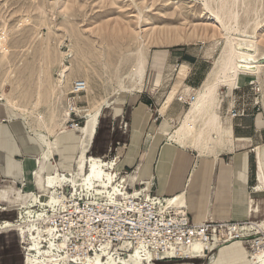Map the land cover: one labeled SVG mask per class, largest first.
Returning <instances> with one entry per match:
<instances>
[{
  "label": "rangeland",
  "instance_id": "rangeland-1",
  "mask_svg": "<svg viewBox=\"0 0 264 264\" xmlns=\"http://www.w3.org/2000/svg\"><path fill=\"white\" fill-rule=\"evenodd\" d=\"M203 2L0 0V98L3 95L10 96L29 108V111L12 118L24 122L26 116L33 127L39 125L37 115L42 113L48 124V130L44 129L43 133L51 139L66 127L71 128L72 117L63 120L64 110L68 108L70 99H73L71 85L80 78L88 80L89 92L75 98L80 111L73 118L79 122V127L86 124L87 112L94 114L115 97L136 93L155 96L159 105L165 101L175 102V114L172 116L176 123L173 124L178 126L181 117L178 116L179 112L187 110L191 104L178 101L181 93L190 94L180 88L179 93L176 90L175 84L181 66L171 53L174 49L184 48L197 56L202 67V74L195 79L196 82L200 80L196 87L198 89L221 53L227 37L213 13L204 9ZM239 16V30L233 32V36L256 41L258 52L264 54V0H242L239 4ZM231 24L235 26V23ZM162 49L167 51L166 59L174 66V71L153 92L148 93L144 86L143 91L138 92L141 78L135 68L138 67L141 53L147 59L146 71L142 76L145 85L150 77L155 53ZM63 65L69 66L70 70L64 86L60 87ZM257 82L260 86L252 81L241 87L247 93L242 102L250 106L258 102L254 111L258 115V124L264 126V79ZM173 90L176 94H172ZM218 92L224 98L221 111L228 107L233 97H237L233 92L232 95L225 96L228 92L225 86L219 87ZM5 118L9 119L8 116ZM60 129L62 130L59 131ZM114 155L115 153L111 158ZM77 163L78 160L74 167ZM126 170L132 174L134 168ZM119 171L125 174L120 165ZM65 174L68 176V172ZM116 176H119L118 172ZM141 181L129 184H139ZM143 186L144 184L136 188ZM21 187L19 184L14 189L19 190ZM64 188L72 191L70 186ZM41 193L44 192L41 190ZM17 216L18 212L14 214L12 221L17 220ZM258 238L264 240V229H251L245 237L219 245L208 257L193 263L255 264L251 254L255 252V240ZM22 245L24 247L23 243ZM229 246L234 247L231 249L232 255L221 251L223 247Z\"/></svg>",
  "mask_w": 264,
  "mask_h": 264
},
{
  "label": "crops",
  "instance_id": "crops-1",
  "mask_svg": "<svg viewBox=\"0 0 264 264\" xmlns=\"http://www.w3.org/2000/svg\"><path fill=\"white\" fill-rule=\"evenodd\" d=\"M166 52L162 49L155 53L149 80L144 85L148 93L172 73L167 72L169 62ZM171 55L181 67L184 64L188 66L182 89L190 95L194 94L200 81L195 79L202 74L200 61L184 48L174 49ZM248 83H242L237 88ZM175 106V102L166 101L159 105L155 96L150 94L115 97L102 106L97 121L91 120L90 113L85 114L86 124L79 127L83 128L81 136L78 128L72 127L56 134L51 139L54 146L51 160L44 156V142L25 121L10 118L8 113L0 110V186H4L0 187V222L14 220V214L25 208L19 205L29 206L36 196L44 197L41 190L44 193L50 191L47 187L49 164L56 165L60 172H70L89 157L87 154L96 159L104 158L106 162L117 157V178L124 175L119 171V165L124 170L133 167L132 174L125 173L128 175L127 185L142 180L139 183L146 186L144 191L151 188L158 196L184 194L187 211L194 222L210 217L263 222L264 188L259 189L264 184V126L258 124L255 111L250 110L252 113L246 116L233 118L230 115L232 100L227 108L221 111V105L217 109L224 120L231 122L230 140H203L195 144L194 135H190L184 138L182 144L175 138V133L186 110L179 112L180 123L176 126L172 116ZM74 115L78 114H72V119L76 120ZM7 116L9 119L5 118ZM206 117L199 118L195 129L203 126ZM163 125H166V131L161 130ZM213 135L216 136V133L213 132ZM153 146L152 159L147 166L148 151ZM121 151L125 153L122 155ZM19 184L22 187L15 190ZM232 248L223 247L221 251L232 255ZM204 258L159 263L194 264V261ZM0 264H27L26 252L16 227L0 228Z\"/></svg>",
  "mask_w": 264,
  "mask_h": 264
},
{
  "label": "bare ground",
  "instance_id": "bare-ground-1",
  "mask_svg": "<svg viewBox=\"0 0 264 264\" xmlns=\"http://www.w3.org/2000/svg\"><path fill=\"white\" fill-rule=\"evenodd\" d=\"M203 1L204 9L213 13L220 28L226 32L227 37L221 53L215 59L202 86L196 89L195 99L192 101L191 107L184 113L181 123L176 129L175 138L182 144H184V138H187L190 135H194L195 144H199L203 140L207 142L230 140L231 122L224 120L217 110L218 108L220 109L224 100V98H221L219 95V87H227L228 92L225 96H230L234 89H237L240 84L252 81L253 83H258V80L264 79V62L262 61L264 59V54L258 52L256 41L241 37L236 38L233 36V32L239 30V4L242 3V0ZM213 3H215V6H213ZM231 23H235V26ZM146 66L147 59L142 52L138 67L135 68V71L141 78V85L138 92L143 91L144 82L142 76L146 71ZM187 68L188 66L186 64L181 67L175 84L177 88L182 89L184 87L183 76L184 73L187 72L185 71ZM69 70V66L63 65V69L60 73L61 78L59 79L60 87H63L68 79ZM173 70L174 66L168 63L167 72L169 73ZM76 80H83L87 86L86 89L89 92L88 80L81 78ZM258 85L260 86L259 83ZM262 90L264 91V85L262 86ZM0 100L2 101L0 102V110L9 113L10 118L19 116L25 111H29V108L12 99L10 96L3 95ZM34 106L36 108V103ZM33 111L34 110H32V112ZM64 111L63 120H68L75 111L79 112L80 108L77 105L76 99L74 101L70 99L69 106ZM100 111L101 109H98L94 114H90L91 120L97 121ZM203 115L207 116L203 126L199 129H195V123ZM24 118L25 123L41 139V141L44 142L46 146L44 154L45 158L51 160L54 156V146L51 138L43 133L44 129L48 130V124L44 115L38 113L37 118L40 121L37 127H33L32 122L28 117L25 116ZM165 126L166 125H163L161 130L166 131V129L164 130ZM61 130L62 129L59 131ZM64 130H67V127ZM78 130L80 135L83 132V128H78ZM206 132L207 136L205 135ZM213 132L216 133V136L213 135ZM119 149L121 148H118V150ZM153 150L154 146L148 151L149 162L146 164L147 166H149L152 159ZM117 162V157L112 158L109 162H106L103 159H96L92 156L87 157L82 161L78 168H73L68 172V176L57 170L56 165L49 164L50 162L48 163L47 187L50 191L43 193V198L45 200L36 196L29 206L19 205V207L25 208L19 212L17 220L6 221L3 223L0 222V228H18L22 243L24 244L23 248L26 252L27 264H70L69 257L66 253L67 241L65 239L57 241L53 229L46 223V216H49L46 208L48 206H54L60 200L67 198L65 194L63 195L59 193L60 188L65 189L64 187L70 186L72 187L71 192H74L75 195H82L84 197L92 196V194L95 196L98 195L99 197L109 196L112 198L121 194H123L124 197L130 196L127 195L129 192L126 190L128 175L124 174L119 178L116 176ZM76 175H80L78 179ZM263 188L264 184L260 186L259 190ZM135 192H137V190H135ZM166 200L169 205L187 208L184 194L168 197ZM37 206H41L42 209L36 208ZM244 229H255L260 231L264 229V221L259 223L252 222V224L246 226ZM241 230L243 229L239 227H236L235 229L237 234H242L240 232ZM263 241L264 240H261L260 238L255 240L257 247L255 252L251 254V259L253 258L255 264H264ZM215 247L216 243L211 244L209 247L202 244H196L194 248L181 249L180 254L192 257V252L196 249L200 252L202 257H206L208 252ZM155 257L156 255L151 252V250L141 245L131 247L125 243L114 248L111 247L109 243H104L100 250H96L95 253L90 256L86 255L85 259L78 264H155L153 262Z\"/></svg>",
  "mask_w": 264,
  "mask_h": 264
},
{
  "label": "built area",
  "instance_id": "built-area-1",
  "mask_svg": "<svg viewBox=\"0 0 264 264\" xmlns=\"http://www.w3.org/2000/svg\"><path fill=\"white\" fill-rule=\"evenodd\" d=\"M86 88L83 80H76L71 85L70 93L74 96L72 101L79 94L85 93ZM233 94L237 97H233L231 117L246 116L250 110L253 112L257 108L258 102L251 104L252 106L242 102L247 94L243 88L235 89ZM186 96L188 95L180 94L178 101L191 104L195 99V93L188 98ZM70 126L78 128L79 122L71 119ZM124 172L127 173L126 170ZM141 185L143 184H128L126 190L130 196L124 197L121 194L113 198L94 194L84 197L75 195L68 188L59 189V193L65 194L67 198L46 208L49 213L46 223L53 229L57 241H67L66 253L70 264L81 263L86 255L94 254L104 243H109L114 248L125 243L131 247L144 246L156 255L154 263L203 258L196 249L193 250L192 257L183 256L180 252L183 248H194L196 244L209 247L216 243L218 247L241 239L250 231L244 229L252 224L246 220L232 221L210 217L202 222H194L187 208L169 205L166 200L168 197L157 196L151 188L144 191V185L135 192L136 187ZM37 208L42 209L41 206ZM236 227L243 229L240 231L242 234L236 233Z\"/></svg>",
  "mask_w": 264,
  "mask_h": 264
}]
</instances>
